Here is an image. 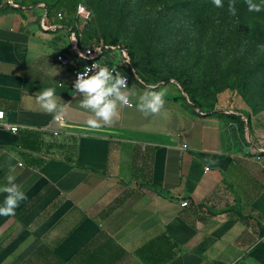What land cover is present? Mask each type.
Here are the masks:
<instances>
[{
  "label": "crops",
  "instance_id": "1",
  "mask_svg": "<svg viewBox=\"0 0 264 264\" xmlns=\"http://www.w3.org/2000/svg\"><path fill=\"white\" fill-rule=\"evenodd\" d=\"M34 1L0 2V187L11 165L27 196L0 216V264H264V111L193 105L134 58L132 106L88 128L71 84L92 41ZM151 85L165 105L146 117ZM49 87L64 125L36 101Z\"/></svg>",
  "mask_w": 264,
  "mask_h": 264
},
{
  "label": "rangeland",
  "instance_id": "2",
  "mask_svg": "<svg viewBox=\"0 0 264 264\" xmlns=\"http://www.w3.org/2000/svg\"><path fill=\"white\" fill-rule=\"evenodd\" d=\"M230 2L235 3V16L228 12ZM253 2L264 7V0ZM80 3L92 12L89 22L75 29L85 40L122 38L141 64L150 52L164 76L184 71L182 85L190 81L196 102L207 108L244 110L250 115L264 111V10L249 12L246 0H223L222 8L212 0ZM76 11L57 10L55 15L76 20Z\"/></svg>",
  "mask_w": 264,
  "mask_h": 264
},
{
  "label": "clouds",
  "instance_id": "3",
  "mask_svg": "<svg viewBox=\"0 0 264 264\" xmlns=\"http://www.w3.org/2000/svg\"><path fill=\"white\" fill-rule=\"evenodd\" d=\"M217 8L224 7L223 0H212ZM249 12L259 13L264 10L261 4L253 0H246ZM228 12L235 16L237 9L235 3L228 4ZM81 59H87L84 53L80 54ZM96 70V71H94ZM75 93L83 98L79 102L81 109L91 113L87 120V127L91 129L101 128L110 125L118 116L119 110L124 106L131 105L132 89L127 86V78L106 65L93 63L85 66L82 72H78L73 85ZM157 86L151 85L139 96L138 110L144 115L159 114L165 105V91L155 90ZM36 101L40 108L46 113L52 114L56 121H61L67 115L70 103H60L56 96V89L49 87L39 91ZM14 167L9 165L6 183L0 187V193L6 194L0 203V216H14L15 210L20 203L27 199L26 193L16 182L17 177L12 173Z\"/></svg>",
  "mask_w": 264,
  "mask_h": 264
},
{
  "label": "built area",
  "instance_id": "4",
  "mask_svg": "<svg viewBox=\"0 0 264 264\" xmlns=\"http://www.w3.org/2000/svg\"><path fill=\"white\" fill-rule=\"evenodd\" d=\"M0 2L4 5L12 6L14 5V0H0ZM77 20L75 21L74 29L80 30L84 25H86L92 17L91 10L84 4L79 3L77 6L76 11ZM65 15L61 14L58 18L60 20L65 19ZM81 53L87 57L84 59L82 63L76 64L73 69V82L71 84L72 89L75 91L73 85L76 79L77 73L82 72L85 66H91L93 63H99L101 65H106L110 69H115L119 71L127 78V86L131 80L132 76V69L130 63L127 61L123 50L118 46H113L111 48L106 47V44L103 40L101 41H93L89 46L83 48ZM58 59L63 64H68V60L65 58L64 54H59ZM96 71V70H94ZM6 118V111L0 109V123L4 122ZM61 125H64V118L63 120L59 121ZM10 129L13 131L18 130V126L11 125ZM58 132H56L57 134ZM184 148H187L188 145L184 144ZM189 204L188 201H184L182 203L183 206H187Z\"/></svg>",
  "mask_w": 264,
  "mask_h": 264
},
{
  "label": "trees",
  "instance_id": "5",
  "mask_svg": "<svg viewBox=\"0 0 264 264\" xmlns=\"http://www.w3.org/2000/svg\"><path fill=\"white\" fill-rule=\"evenodd\" d=\"M81 0H55L53 2H47V1H43V0H36L34 2H32L30 4V6H43L46 11L47 14H51L52 10H62V11H69L68 13H70V11H74L78 4L80 3ZM77 20V19H76ZM73 18H69L68 15L66 14V17L63 21H65L66 24H71L72 26L75 25V21ZM103 40L106 44V47L111 48L113 46H118L123 50V53L127 59V61L130 63L131 67H132V71L134 70L132 64H133V60L135 58V51L133 49V47L127 43L124 39L122 38H118L117 36H105L103 38H99L95 41H101ZM138 62L140 60H137ZM143 69H145L148 73L152 74L153 76L159 78L160 82L162 83H168V82H175L178 83L179 85H181L182 90L184 91V96L185 98L192 103L193 105H195V98L193 96V91L191 88V82H187L186 84L182 85L181 81H180V77L183 76L185 74L184 71H180L178 72L177 76H164L163 75V71L156 66L153 63V56L150 52H148L145 56H144V64H142ZM216 112L220 113H228L229 116H231L232 118H235L237 120L240 121V119L245 122L246 118H245V114H243L242 112H237L235 110H226V109H216ZM199 207L204 206V204H199ZM171 257V256H170Z\"/></svg>",
  "mask_w": 264,
  "mask_h": 264
}]
</instances>
